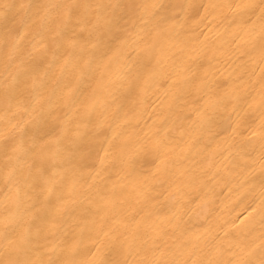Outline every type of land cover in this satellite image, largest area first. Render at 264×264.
I'll return each mask as SVG.
<instances>
[{"label": "bare ground", "instance_id": "obj_1", "mask_svg": "<svg viewBox=\"0 0 264 264\" xmlns=\"http://www.w3.org/2000/svg\"><path fill=\"white\" fill-rule=\"evenodd\" d=\"M0 264H264V0H0Z\"/></svg>", "mask_w": 264, "mask_h": 264}]
</instances>
